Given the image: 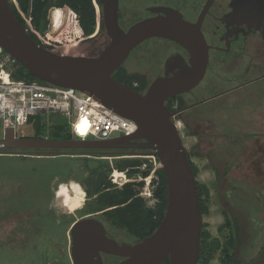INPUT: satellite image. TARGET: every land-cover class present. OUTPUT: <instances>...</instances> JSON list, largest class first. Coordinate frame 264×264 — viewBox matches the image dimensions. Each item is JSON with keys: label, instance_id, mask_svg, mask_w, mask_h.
I'll list each match as a JSON object with an SVG mask.
<instances>
[{"label": "rangeland", "instance_id": "obj_1", "mask_svg": "<svg viewBox=\"0 0 264 264\" xmlns=\"http://www.w3.org/2000/svg\"><path fill=\"white\" fill-rule=\"evenodd\" d=\"M61 16L60 11L52 13L51 31L58 29ZM36 33L47 42L64 45L63 54H69L70 47L78 40L71 29L50 39L41 32ZM130 66L128 71L139 69ZM216 70L218 75L208 71L193 89V99L191 94L184 96L188 103L237 83L230 68ZM262 72L263 69L257 74ZM228 78L232 81L228 82ZM263 82L264 79L256 81L201 103L178 116L175 122L195 168L196 182L206 184L209 189L210 204L207 213L202 214L201 227L209 232L210 240L223 243L239 238L240 244L235 245L238 263L228 261L227 264H264ZM228 83L231 84L227 86ZM39 116L45 125L43 138H48L53 124L62 125L70 135L66 118L53 114L47 118ZM15 134L31 137L34 126L29 122ZM2 135L0 121V137ZM70 138L73 137L70 135ZM151 154L143 159L154 160ZM94 156L75 152L21 154L0 150V264H72L69 229L79 216L77 211L87 202L80 178L86 171L93 172L99 164L111 163L109 159ZM112 172H117L115 181L120 182L118 173L124 171L111 169ZM114 185L118 188L122 184ZM149 203L153 204L151 199ZM234 219L239 228L235 232V227L230 230L226 226L227 220L232 223ZM220 225L224 226L221 231ZM127 238L131 240L126 235L123 242L138 241L132 237L133 242H130ZM219 255L217 253L209 264H222Z\"/></svg>", "mask_w": 264, "mask_h": 264}, {"label": "water", "instance_id": "obj_2", "mask_svg": "<svg viewBox=\"0 0 264 264\" xmlns=\"http://www.w3.org/2000/svg\"><path fill=\"white\" fill-rule=\"evenodd\" d=\"M112 12L115 16V0H110L108 8L110 41L105 48L95 56L72 55L56 53L35 41L16 19L9 1L0 0V46L29 75L87 92L137 125L134 133L107 140L17 137L11 128H6L0 137V148H112L132 140H145L150 153L159 160L167 184V204L160 223L141 240L119 244L106 236L98 219L81 218L69 230L72 264H103L101 253L122 257L116 264H159L165 259L168 264H197L202 212L196 179L173 121L175 112L168 109L166 101L189 92L203 79L209 47L199 23L186 22L174 10L166 9L164 15L142 19L126 32L119 29ZM155 36L172 39L184 47L188 63L181 57L169 58L164 76L152 80L143 92L114 79L112 73L129 51Z\"/></svg>", "mask_w": 264, "mask_h": 264}, {"label": "flooded vegetation", "instance_id": "obj_3", "mask_svg": "<svg viewBox=\"0 0 264 264\" xmlns=\"http://www.w3.org/2000/svg\"><path fill=\"white\" fill-rule=\"evenodd\" d=\"M89 1L95 10V24L89 34H84L82 30H77L76 37L78 40L72 45H79L82 42H87L88 46L84 50V55L95 56L98 55L110 41L107 29L109 18L107 15H109L108 8L110 7V0ZM53 8L64 9L67 13L69 7L64 4L62 7ZM166 9L176 11L186 22L192 24L199 23V29L209 47L208 63L204 77L208 71L211 73L214 71V73L218 75L216 69L225 67L231 69L230 74L233 76L234 80L236 79L235 82L237 81L236 84L230 86L229 84L231 83H228L227 86L230 88L188 103V100H186L184 96L191 94L190 98L192 97L191 99H193L194 96L192 95V91L194 87L189 92L179 94L183 101L182 106H179L178 98L175 99L173 104L167 100L166 106L171 112H175L173 116L174 122H176L178 116L185 115L188 110L201 103H205L221 95L264 79V72L257 74L260 73L262 69L264 70V0H115V16L113 12L112 14L115 17L119 29L126 32L132 25L142 19L164 15ZM50 13V11L47 13L48 23L41 32L43 34L50 29ZM60 13L63 19L64 15L61 11ZM74 17L78 19V14L76 12ZM28 21L29 23L26 22V30H28L30 25L34 29L35 27L30 17H28ZM70 22L72 24L71 17L67 14L64 27H62L59 33L63 31L67 32L69 29L74 31ZM27 24H29V26ZM35 30L36 32H40L37 28H35ZM57 30H55V28L54 30L52 29L48 36L53 35ZM63 46L64 45H62V47ZM89 50H92L90 51L92 53H89ZM173 56L181 57L183 61L188 63V53L179 43L165 37H150L132 48L120 67H122L127 74L138 75L142 78L143 87L140 88L139 91L137 88H132L138 92H143L152 80L156 77L164 76L166 62ZM129 61L130 63H128ZM175 61L180 62V59H176ZM129 64H131V66ZM129 66H138L139 69L136 71H128L127 68ZM174 70L176 69L174 68ZM253 73L257 75H253ZM169 75H171V73H169ZM227 81L229 82L232 80L228 78ZM134 83L133 86L139 87L137 83L136 85H134ZM225 83L227 84L226 81ZM186 124L188 123L186 122ZM146 145L147 142L145 140L138 139L112 148L68 149L64 150L63 153L75 152L88 156L96 155L94 156L96 158L100 156L98 159L105 158L112 162V160L121 157H145L150 154V149ZM0 150L3 149L0 148ZM35 151H39V149ZM29 152L34 151L31 150ZM85 173V176L80 178V186L85 189L84 200L87 202H83L82 208L77 211L79 216L73 222L85 217H94L102 223L106 236L109 238L122 244L125 243V240L123 242V238L127 235L131 240L129 238L127 239L133 242L132 237L136 239V235L129 234L125 229L113 224L106 218V212L110 208H93L92 204L99 193L89 195L86 190L95 185L96 181L92 179L95 173L90 171H86ZM109 173L107 172L105 179H108V181L110 180L109 182L112 184L111 189L117 188V186L114 185L117 182L113 181V175ZM106 180H104L103 183H106ZM124 183H122V185ZM142 187L139 188L138 195L144 199L147 206H150V197H143ZM109 189L110 186H107L103 190ZM54 202L57 204V195L54 197ZM81 211H83V213H81ZM101 257L103 264H116L122 259V257L107 253H101Z\"/></svg>", "mask_w": 264, "mask_h": 264}, {"label": "trees", "instance_id": "obj_4", "mask_svg": "<svg viewBox=\"0 0 264 264\" xmlns=\"http://www.w3.org/2000/svg\"><path fill=\"white\" fill-rule=\"evenodd\" d=\"M11 6V9L16 17V19L21 22L26 27L27 17H30L31 22L34 27L37 28L40 32L46 27L48 23L47 13L50 11V29L47 32H44V35L50 39L57 35L62 27H64L65 21L67 19V14L71 17L74 31L82 30L84 34H89L92 30V27L95 24V10L89 0H8ZM66 4L69 8L67 13L64 9L53 8V7H62ZM61 11L63 13V19L61 22L60 28L53 34L50 35L51 26H52V13L55 11ZM75 12L78 14V19H75ZM73 19V20H72ZM35 28L33 29L31 25L29 26L27 32L28 34L38 43L44 47L56 52H62V45H56L55 43H50L43 40L40 36L37 35ZM77 34V33H76ZM58 42L57 40H55ZM51 44V45H50ZM88 46L87 42H82L79 45H72L69 49V54L72 55H84V50ZM14 78H25L27 80H39L28 74L27 69L18 64L15 71L12 73ZM112 77L117 81L123 82L131 87L137 88L139 91L143 86L142 78L138 75L127 74L122 67H119L112 73ZM136 82L139 87L133 86V83ZM178 98L179 106L183 105V101L179 95L172 96L168 99L172 104L175 102V99ZM29 122L34 126V134L32 138H43V131L45 125L41 122L39 115L36 117L30 118ZM28 122V123H29ZM48 138H62V139H71L67 130L58 124H53L51 130L47 135ZM34 152H29V151ZM64 150L68 149H39L35 151L33 149H3L1 150L4 153H37V152H59L63 153ZM64 154V153H63ZM156 157V156H155ZM138 157H121L115 160H112L111 163H106L103 165H97L94 167L93 172L95 175L92 176V179L96 181L95 185L92 188L86 190L89 195L94 193H99L98 197L95 199L93 205L94 209L101 208H110L106 212V218L109 219L115 225H118L125 229L129 234L136 235L137 240H141L143 237L151 234L155 228L160 223L167 204V184L165 175L162 167H157L154 170V174L151 177L150 183L152 188V195L154 198L153 204L147 206L144 199L138 195L139 188L143 186V181H128L125 182L118 188H112V184L106 180V174L109 173L111 169H116L119 171H124L127 176L133 177L136 174L140 173L141 176H147L152 169V164L148 162L146 169L141 170L140 166L142 163L147 162L148 159L144 160ZM190 165L192 167L194 175H196L195 168L190 160L188 155ZM156 160L159 161L156 157ZM106 180V183L103 181ZM197 185V195L199 200V206L202 214L207 213L208 206L210 204V196L208 186L204 183H198ZM107 186H110L109 190H103ZM103 190V191H102ZM234 222V225H233ZM225 225V224H224ZM226 226L231 230L235 227L234 232L239 230L236 227L235 219L232 223L227 220ZM222 225L218 229L222 230ZM232 234V233H231ZM237 244V245H236ZM239 238L233 240L232 238L226 240L225 242H220L217 239L210 240V234L202 226L200 229V251L198 255V261L201 264H209L217 253H219L220 262L222 264H227L228 261L232 263H238L237 252H235L236 246H238ZM236 245V246H235ZM159 264H168V260L165 259Z\"/></svg>", "mask_w": 264, "mask_h": 264}, {"label": "built area", "instance_id": "obj_5", "mask_svg": "<svg viewBox=\"0 0 264 264\" xmlns=\"http://www.w3.org/2000/svg\"><path fill=\"white\" fill-rule=\"evenodd\" d=\"M27 23L29 21L27 20ZM29 26V24H27ZM18 61L0 46V121L1 130L6 128L15 132L37 115H57L68 120V131L75 139L107 140L135 132L137 125L112 108L101 103L93 95L71 87L55 85L42 80H27L14 78L12 73L18 66ZM136 85V83H134ZM142 163L140 169H146L148 162L152 164L147 176L129 177L119 172L121 184L128 181H143V195L154 201L149 185L154 170L160 167L159 161ZM115 171V170H113ZM116 172H112L115 181ZM117 182V183H120ZM147 189V193L145 190ZM145 193V194H144Z\"/></svg>", "mask_w": 264, "mask_h": 264}, {"label": "bare ground", "instance_id": "obj_6", "mask_svg": "<svg viewBox=\"0 0 264 264\" xmlns=\"http://www.w3.org/2000/svg\"><path fill=\"white\" fill-rule=\"evenodd\" d=\"M58 27V26H57ZM177 126V125H176ZM178 128V127H177ZM74 189H77L76 187H73ZM79 193V192H78ZM81 195V193H79L77 196H80ZM83 196V195H82Z\"/></svg>", "mask_w": 264, "mask_h": 264}]
</instances>
